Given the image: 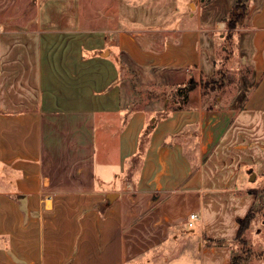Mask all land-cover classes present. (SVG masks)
I'll return each mask as SVG.
<instances>
[{
  "label": "crops",
  "instance_id": "0c3cea01",
  "mask_svg": "<svg viewBox=\"0 0 264 264\" xmlns=\"http://www.w3.org/2000/svg\"><path fill=\"white\" fill-rule=\"evenodd\" d=\"M100 1L34 0L32 27L0 22V264L168 260L192 213L187 257L230 264L237 218L264 189V0L247 13L253 83L240 106L200 95L158 119L122 107L117 52L190 71L201 63L198 15L149 48L125 24L99 27L130 19L131 0Z\"/></svg>",
  "mask_w": 264,
  "mask_h": 264
},
{
  "label": "rangeland",
  "instance_id": "374dc122",
  "mask_svg": "<svg viewBox=\"0 0 264 264\" xmlns=\"http://www.w3.org/2000/svg\"><path fill=\"white\" fill-rule=\"evenodd\" d=\"M235 1L211 0L202 3L201 0H131L130 19H101L100 28L106 29L111 25L109 21H114L117 27H124L125 24L137 41L149 48L161 47L165 40L177 35L178 28L192 25L197 19L204 29L200 45L201 63L190 71L138 67L132 64L128 69L126 64L133 61L117 52L121 64L118 85L124 95L122 107H144L150 115L166 107L192 105L194 99L198 102L200 95L204 106L220 105L228 109L240 106L253 83L251 35L247 22L250 0H239V5L234 8ZM242 4L246 6V14L236 23L235 28L228 30L225 22L223 29H215L216 22L224 15L228 16L231 9L240 13ZM107 5L108 2L104 0L98 6L106 10ZM35 9L34 0H0V22H5L7 27H32ZM194 14L198 15L197 19L193 17ZM193 85L195 87L187 93V100L182 101L176 95L177 89L185 93L188 90L186 88ZM217 97L220 98V104L216 101ZM131 99L134 104H130ZM191 228L187 222L181 223L178 235L182 241L174 240L176 242L173 244L179 250V255H169L168 260H164L162 257H151L148 252L129 260L128 264L195 263V260L191 261L187 257L191 241L188 237L182 238L183 234H190ZM242 237L245 242L233 241L231 250L232 254L240 256L238 263L264 264V208ZM170 247L172 243L168 242L164 250Z\"/></svg>",
  "mask_w": 264,
  "mask_h": 264
},
{
  "label": "trees",
  "instance_id": "16d2710c",
  "mask_svg": "<svg viewBox=\"0 0 264 264\" xmlns=\"http://www.w3.org/2000/svg\"><path fill=\"white\" fill-rule=\"evenodd\" d=\"M201 1H202V3H208L211 0H201ZM238 2H239V0L235 1V5H234L235 7L234 8H236L239 5ZM245 14H246V6H245V4H242V11L240 13H236L231 9L229 11V15L228 16L224 15L221 18V20L226 22L227 29L230 30L232 28H235L236 23L241 21L242 18L245 16ZM120 53H121V55L127 56V54L124 52H120ZM131 64L138 66V67H141V66L135 64L134 62H129L128 64H126L128 69L130 68L129 65H131ZM119 66L121 67L120 63H119ZM152 68H158V67H152ZM162 69H170V68H162ZM174 70H177V69H174ZM118 83H119V77L117 79V84ZM194 87H195L194 85L187 87L186 89H188V90L185 93L182 90L178 91V89H177L175 93H176V95L181 97L180 99H182V101H185L188 98L187 93L189 91H191L192 89H194ZM148 98H149V96H148ZM123 99H124V95L122 94V89H120V100L122 101ZM130 104H134V101L132 99L130 100ZM187 106L188 105L183 106V105L179 104L176 107H166L164 110H162L160 112H155L154 114H151V115H154L156 117V119H158V118L166 116L170 111H172L174 109H180V108L187 107ZM133 109H142V110L148 112V109L144 108V107H134L131 109L127 108L128 111H131ZM152 123L153 122H149V124L147 125V128H146L145 132L143 133L144 137L149 133V129H150V126ZM144 137H143V139H144ZM141 143H142V141H141ZM137 158H138V154L135 156L134 160L136 161ZM252 193H253L254 198H255L254 203L244 217L237 218L238 231H237V234L234 237L233 241L240 240L242 243L245 242V239L242 236L249 229L251 223L256 219L258 214H260L262 209L264 208V191H263V189H260V190L254 189V190H252ZM233 241L231 244V248H233ZM207 242L213 243L215 245H223L225 243L223 240H218V239L208 240ZM239 258H240V256L231 253L230 264H239L238 263Z\"/></svg>",
  "mask_w": 264,
  "mask_h": 264
},
{
  "label": "built area",
  "instance_id": "2783aa9c",
  "mask_svg": "<svg viewBox=\"0 0 264 264\" xmlns=\"http://www.w3.org/2000/svg\"><path fill=\"white\" fill-rule=\"evenodd\" d=\"M189 218H190V221L188 222V226L192 227L193 226V221L195 220L196 215L194 213H192V214L189 215Z\"/></svg>",
  "mask_w": 264,
  "mask_h": 264
},
{
  "label": "water",
  "instance_id": "95a60500",
  "mask_svg": "<svg viewBox=\"0 0 264 264\" xmlns=\"http://www.w3.org/2000/svg\"><path fill=\"white\" fill-rule=\"evenodd\" d=\"M116 193H108L107 194V198H111V197H113V195H115Z\"/></svg>",
  "mask_w": 264,
  "mask_h": 264
}]
</instances>
